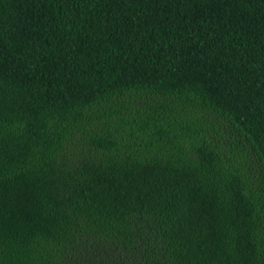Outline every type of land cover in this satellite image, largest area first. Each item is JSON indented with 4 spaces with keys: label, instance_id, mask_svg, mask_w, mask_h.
Listing matches in <instances>:
<instances>
[{
    "label": "trees",
    "instance_id": "obj_1",
    "mask_svg": "<svg viewBox=\"0 0 264 264\" xmlns=\"http://www.w3.org/2000/svg\"><path fill=\"white\" fill-rule=\"evenodd\" d=\"M0 264H264V0H0Z\"/></svg>",
    "mask_w": 264,
    "mask_h": 264
}]
</instances>
